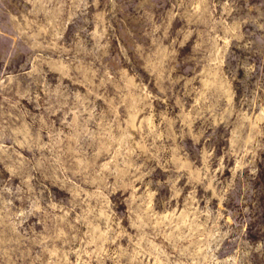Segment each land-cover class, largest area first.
I'll return each instance as SVG.
<instances>
[{"label":"rangeland","instance_id":"1","mask_svg":"<svg viewBox=\"0 0 264 264\" xmlns=\"http://www.w3.org/2000/svg\"><path fill=\"white\" fill-rule=\"evenodd\" d=\"M0 264H264V0H0Z\"/></svg>","mask_w":264,"mask_h":264}]
</instances>
